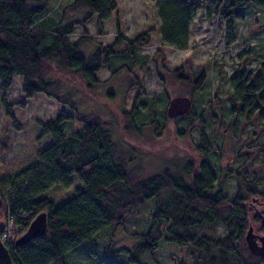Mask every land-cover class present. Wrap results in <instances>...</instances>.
Wrapping results in <instances>:
<instances>
[{"label":"trees","instance_id":"1","mask_svg":"<svg viewBox=\"0 0 264 264\" xmlns=\"http://www.w3.org/2000/svg\"><path fill=\"white\" fill-rule=\"evenodd\" d=\"M204 1L209 4L207 15L218 14L225 22L228 44L236 39L235 20L241 17L243 6H264V0ZM55 4L56 0H0V92L6 115L14 127L20 128L12 110L17 103L7 100L15 75L22 76L21 89L26 97L44 93L64 106L56 116L38 121L40 138L50 135L52 143L0 187V220L11 223L12 240L6 246L13 262L69 264L68 251L94 240L108 225H124L134 212L154 199L149 226L135 233V263L144 264L139 256L149 253L155 260L153 264H162L153 255L165 242L178 248L179 257L173 264H264V257L254 254L246 240L253 221L249 201L254 196H264V174L259 176L251 170L253 152L245 147L264 134V67L240 65L231 76V91L228 102L222 100L225 105L221 113L214 111L211 103L197 112L193 95L203 88L207 73L201 71L194 76L185 65L168 68L160 47L151 57L155 63L151 68L150 56L141 53V49L150 43L153 28L133 39L119 33L111 43L103 44L88 34L86 26L95 15L99 24L109 19L117 8L116 0H72L59 7ZM202 6L197 0H155L161 44L188 49L191 24ZM77 27L81 33L74 39ZM92 42L95 48L88 49L87 44ZM114 56L122 57V61L113 64ZM104 66L110 71L105 80L119 79V89L115 83V90H108L107 97L117 99L119 95L121 106L125 92L137 87L131 109L121 108L118 112L120 127H116L117 118L114 126L115 122L98 114L107 104L117 101L105 97L107 103L99 105L100 109L93 108L97 101L95 90L102 82L97 72ZM149 71L158 76L164 89L177 82L182 87L176 94L187 89L193 99L191 110L168 117L169 100L161 110L157 104L160 94L151 96L145 104L142 93ZM124 72L127 74L122 79ZM215 94L218 97L217 90ZM145 105L150 118L140 122L137 116ZM228 107L231 118L226 122L223 116ZM204 113L210 117L212 127L219 129L223 125L230 135L237 127L248 131L244 144L236 150L243 165L235 172L233 195L218 181V164L213 155H220L221 159L225 153L210 145L217 134H208ZM185 118L188 121L180 134L190 131L197 122L199 140L193 144L194 153L180 157L181 160L174 141L169 143L176 154L163 159L157 153L158 158L151 159L152 163L145 161L152 151L138 149L137 143L128 141L138 137L144 144L146 128H151L154 137H160L168 127L167 121L179 126ZM65 122H70L69 133L62 128ZM8 141V136L2 138L3 149H7ZM258 149L264 155V144ZM75 179L79 184L60 205L53 197L43 195L55 185L70 188ZM43 211L47 212L46 231L25 244H17V239ZM6 223L0 224V229L7 227Z\"/></svg>","mask_w":264,"mask_h":264},{"label":"rangeland","instance_id":"2","mask_svg":"<svg viewBox=\"0 0 264 264\" xmlns=\"http://www.w3.org/2000/svg\"><path fill=\"white\" fill-rule=\"evenodd\" d=\"M70 1L72 0H56L57 4L55 5L59 7V4L65 5ZM116 1L117 8L109 19L99 24L97 23V15H95L87 23L88 34L95 41L108 44L119 33L127 39H133L140 32L153 28L150 43L141 49V53L150 56L148 65L151 68L155 67V63L151 57L158 47H160V52L165 55V64L168 68L174 69L176 66L185 65L187 72H193L194 76H197L201 71L207 73V79L203 88L196 91L193 95L197 112L202 111V109L211 103L214 111L221 113V110L224 109L223 105H225L222 103V100L228 102L227 98L231 91V76L240 65L244 64L245 67H250L251 69H255L260 65L264 67V6H243L241 17L235 20L236 39L234 42L228 44L225 22L214 15L208 16L206 9L209 4L204 0H197L203 3V6L200 8L193 25L190 46L188 49L179 50L161 44L155 0ZM80 31L81 29L77 27V34L72 35V38H77L81 33ZM86 47L94 49L95 42L87 44ZM112 61L113 64H118L122 61V57L114 56ZM126 74L124 72L121 78L123 79L124 75L126 77ZM140 74L142 75V72ZM97 76L102 82L95 90L97 98L94 97V100L97 101H95L96 105H93V108L100 109L99 105L107 103L105 99L108 96L107 91L115 90V83H117V89H119V79L105 80L110 76V71L105 66L97 72ZM22 82V76L15 75L13 86L7 94V100L10 103H17L13 106L12 110L21 125L20 128L14 127L11 118L6 115L5 107L1 103L2 93L0 92V187L7 185L12 176L36 160L40 150L52 143L50 135L40 138L41 128L38 121L48 120L56 116L62 107H64L54 98L48 97L44 93H38L32 98L26 97L21 89ZM180 87L182 86L177 82L164 89V85L158 76L154 72L149 71L144 78L145 91L142 93L143 102L147 104L151 96L160 94L157 104L163 110L171 96L179 95L175 92L181 91ZM136 90L137 87L135 86L130 91L125 92L122 106L119 104V95L117 99L107 97L117 102L107 104V108H104L98 114L103 119L112 122H115L117 118V125L115 122L114 126H119L121 117L118 115V112L121 108L131 109ZM216 90L218 97L215 94ZM180 95L190 96L187 89ZM18 101L22 104H18ZM92 102L94 101H90V104ZM66 110L70 111L68 108ZM149 118L148 106L145 105L142 112L137 116V119L143 122L148 121ZM223 118L226 122L230 120L231 111L229 107L225 111ZM204 119L208 134H217L214 140L212 138L210 145L222 148L225 153L221 159L220 155H213V161L218 164V181L224 184V188L229 195H233L237 181L235 172L243 165V159L237 158L236 150L241 144H244L248 131H242L237 127L235 132L230 135V133L224 131L223 125L219 129L212 127L210 117L206 113H204ZM187 121V118L180 120L179 126L176 123L167 121L168 127L160 137H154L156 134L153 133L151 128H146L143 134V138L146 141L144 144L141 142V138L139 139L138 137H133L128 141L137 143L138 149L152 151L147 153L146 162L151 159H157L158 157L155 155L157 153H161L158 155L164 156L163 159L176 154L171 145V141H174L173 143L176 142L179 146L177 158L181 160L180 157L184 155L186 157L187 154L192 155L194 153L192 150L193 144L199 140L197 122H194L190 131H186V129V133L180 134L184 131L182 125ZM76 124L78 123L75 122L74 125ZM69 125L70 122H65L62 125V128L68 133L71 131V126ZM236 125L238 126L239 123H236ZM4 136L9 137L7 149H3L1 144ZM137 138V142L132 141ZM263 144L264 134L256 136L249 146L245 145V147L253 152L250 157L252 158L254 167L251 170L255 171L259 176L264 174V155L258 151L259 146ZM232 149H235V151ZM153 160L150 162L152 163ZM228 169L230 170L228 171ZM77 184H79V181L75 179L74 184L70 188L55 185L43 195L53 197L56 200V204L60 205L72 194V189ZM152 205L154 207V199H150L134 212L124 225H108L99 232L94 240L74 247L68 251L66 262L69 264H137L132 260V256L136 255L135 233L145 230L149 226L150 213L153 209ZM3 222L6 223L3 219L0 220V224ZM252 223L256 229L259 228L260 224L257 220L253 219ZM6 226L7 228H11V223H6ZM9 230L10 235H12L11 229ZM220 231L223 232V229L221 228ZM128 248L129 251L127 250ZM153 256L155 259H160L162 264H173L174 260L179 257V251L175 244L162 242L160 250H157ZM139 258L141 263L144 264H153L155 261L151 259L149 253H143Z\"/></svg>","mask_w":264,"mask_h":264},{"label":"water","instance_id":"3","mask_svg":"<svg viewBox=\"0 0 264 264\" xmlns=\"http://www.w3.org/2000/svg\"><path fill=\"white\" fill-rule=\"evenodd\" d=\"M193 105V99L188 95H175L170 97L167 106V115L170 118L176 116L184 115L188 113ZM2 198L0 196V205ZM47 229V212H40L30 223L26 232H24L18 239L17 244H25L31 238L40 236ZM246 240L250 250L256 254L264 257V236L261 238V243H259L254 236L252 231V226H250ZM0 264H15L11 258L9 249L4 244L0 238Z\"/></svg>","mask_w":264,"mask_h":264},{"label":"flooded vegetation","instance_id":"4","mask_svg":"<svg viewBox=\"0 0 264 264\" xmlns=\"http://www.w3.org/2000/svg\"><path fill=\"white\" fill-rule=\"evenodd\" d=\"M249 203L252 205L253 219L257 220L260 224L258 229L253 226V223L250 226H252V231L257 241L261 243V238L264 236V196L260 198L254 196L250 199Z\"/></svg>","mask_w":264,"mask_h":264},{"label":"built area","instance_id":"5","mask_svg":"<svg viewBox=\"0 0 264 264\" xmlns=\"http://www.w3.org/2000/svg\"><path fill=\"white\" fill-rule=\"evenodd\" d=\"M216 18H218L217 15H216ZM0 237H1L2 241L5 242V243H7L8 241H11L12 240V235H10L9 228H7V227L3 228L1 230V232H0Z\"/></svg>","mask_w":264,"mask_h":264},{"label":"crops","instance_id":"6","mask_svg":"<svg viewBox=\"0 0 264 264\" xmlns=\"http://www.w3.org/2000/svg\"><path fill=\"white\" fill-rule=\"evenodd\" d=\"M197 15H198V14H197ZM196 18H197V16H196ZM196 18L194 19V21H193L192 24H191V35H192V29H193V25H194V22H195ZM190 41H191V40H190Z\"/></svg>","mask_w":264,"mask_h":264},{"label":"bare ground","instance_id":"7","mask_svg":"<svg viewBox=\"0 0 264 264\" xmlns=\"http://www.w3.org/2000/svg\"><path fill=\"white\" fill-rule=\"evenodd\" d=\"M218 18L221 19V17L217 14ZM2 229H0L1 232ZM1 238V237H0ZM2 240V239H1ZM4 244L6 245V243L4 242Z\"/></svg>","mask_w":264,"mask_h":264}]
</instances>
